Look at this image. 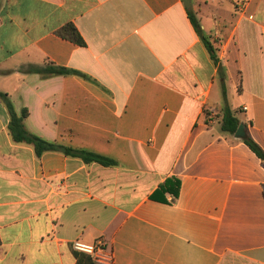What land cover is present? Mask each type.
<instances>
[{
  "label": "crops",
  "instance_id": "1",
  "mask_svg": "<svg viewBox=\"0 0 264 264\" xmlns=\"http://www.w3.org/2000/svg\"><path fill=\"white\" fill-rule=\"evenodd\" d=\"M191 8L217 62L183 0H0V91L27 129L118 163L38 157L0 100V264H94L74 241L114 264H264V159L213 120L228 105L264 152V0ZM48 62L90 79L25 72Z\"/></svg>",
  "mask_w": 264,
  "mask_h": 264
},
{
  "label": "trees",
  "instance_id": "2",
  "mask_svg": "<svg viewBox=\"0 0 264 264\" xmlns=\"http://www.w3.org/2000/svg\"><path fill=\"white\" fill-rule=\"evenodd\" d=\"M187 13L196 33L203 41L211 58L213 59L214 62H217L218 57H217L216 49L214 48V45L210 41L209 37L205 34L202 25L198 20V18L196 17V15L194 14V12L192 11V8H187ZM56 34L61 38L71 41L79 46L83 47L86 45L79 30L72 23L65 24L63 27L57 30ZM25 72L37 73L41 75V77L43 78H50L54 76L76 75L83 79H90L87 75H85L80 71L58 66L53 62H48L43 67L29 66L25 70ZM223 94L226 101V89L224 86H223ZM0 100L7 108L10 116V123L8 128L13 141H15L16 143H22L33 146L36 155L38 157H41L46 152H60L66 156L80 158L87 164L98 163L100 165L107 167L116 166L118 164L117 161L109 157L91 151L77 149L62 143L50 142L31 133L25 125V119L29 115L28 110L24 108L19 112L16 109L9 94L5 92L0 91ZM220 124L223 132L228 133L230 135H235L242 122L237 117V111H233L228 105H226L222 111V118ZM243 142L247 144L250 147V149L253 152H255L259 158L264 159L263 150L252 138L246 136V138L243 139ZM180 184L181 183L179 179H168L165 181L164 184L161 185L160 189L163 190L164 192L171 193L174 197H178Z\"/></svg>",
  "mask_w": 264,
  "mask_h": 264
},
{
  "label": "built area",
  "instance_id": "3",
  "mask_svg": "<svg viewBox=\"0 0 264 264\" xmlns=\"http://www.w3.org/2000/svg\"><path fill=\"white\" fill-rule=\"evenodd\" d=\"M72 248L75 252L88 255L94 264H114V254L107 248L106 243L103 241H98L93 244L74 241Z\"/></svg>",
  "mask_w": 264,
  "mask_h": 264
},
{
  "label": "water",
  "instance_id": "4",
  "mask_svg": "<svg viewBox=\"0 0 264 264\" xmlns=\"http://www.w3.org/2000/svg\"><path fill=\"white\" fill-rule=\"evenodd\" d=\"M183 2L187 8L192 7V0H183ZM235 137L239 138V139H245L246 138V132H245V128H244L243 124H241L239 126L237 132L235 133Z\"/></svg>",
  "mask_w": 264,
  "mask_h": 264
},
{
  "label": "rangeland",
  "instance_id": "5",
  "mask_svg": "<svg viewBox=\"0 0 264 264\" xmlns=\"http://www.w3.org/2000/svg\"><path fill=\"white\" fill-rule=\"evenodd\" d=\"M221 118H222V113H218L214 116L213 120H219V122L221 121Z\"/></svg>",
  "mask_w": 264,
  "mask_h": 264
}]
</instances>
